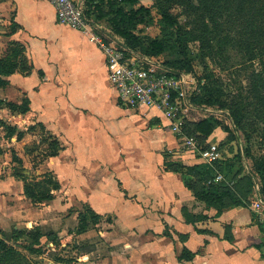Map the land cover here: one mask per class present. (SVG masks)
Here are the masks:
<instances>
[{"label": "crops", "instance_id": "obj_1", "mask_svg": "<svg viewBox=\"0 0 264 264\" xmlns=\"http://www.w3.org/2000/svg\"><path fill=\"white\" fill-rule=\"evenodd\" d=\"M6 2L14 4L13 16L21 26L10 38L25 46L33 70L5 77L8 84L0 87V98L20 102L27 97L30 109L11 117L18 116L22 126L43 122L60 141L58 154L49 155L36 171H51L61 184L86 181L75 190L78 198L103 219L111 214L113 220L106 223L107 230L99 229L117 246L111 255L100 257L91 251L77 259L87 258L89 264H264V224L248 206L219 213L183 186L181 175L144 174L136 171L141 165L134 163L135 158L130 163L124 160V147L138 158L145 154L140 150L156 144L153 137L142 139V125L149 124V131L160 123L153 109L137 111L119 99L109 84L105 56L89 33L59 22L49 0ZM7 15L5 10L3 19ZM38 70H43V77ZM150 154L145 160L148 171ZM20 197L26 204L19 209L20 201H12L14 213L22 210L24 218L30 217L37 210H30L26 195ZM50 204H41L40 223L44 214L56 209ZM58 227L61 237L65 229ZM184 248L192 252L191 259L179 258Z\"/></svg>", "mask_w": 264, "mask_h": 264}, {"label": "rangeland", "instance_id": "obj_2", "mask_svg": "<svg viewBox=\"0 0 264 264\" xmlns=\"http://www.w3.org/2000/svg\"><path fill=\"white\" fill-rule=\"evenodd\" d=\"M6 1L8 0H0V12L2 14L5 10L8 12L0 24V61L18 64L16 72L25 74L33 62L26 48H21L18 45L20 43L10 38L15 6L12 3L7 4ZM140 1L151 10V17L147 22L136 21L133 27L140 45L135 47L129 45L125 37L116 33L107 18L88 22L96 31L107 36L110 42L129 56H134L139 63L161 72L175 74L184 80L186 93L183 106L187 107L186 131L201 138L203 142L219 144L221 158L206 163L197 154L191 155L183 143V136L172 131L167 121L154 109L157 113V124H160L155 126L157 130L148 131L149 124L144 123L142 125L144 133L141 135L143 140L153 137L152 140L156 144L151 145L149 149L140 150L141 154L142 152L145 154H138V158L129 156V150L124 147L122 157L128 163L135 158L134 163L141 165L140 168H136L137 172L144 174L151 172L158 177L178 178L177 176L181 175L183 186L191 189L196 198L198 197L195 190L200 192L208 188L211 191H222L221 193L225 194L218 200H212V203L204 201L209 207L215 206L219 213L245 204L253 215L254 203L258 200L264 201V196L260 193L262 172L257 168L258 159L264 155V124L253 116L241 122H236L234 118L237 91L233 81L238 79L246 83L252 69L248 67L250 62L246 61V54L234 46L218 44L216 40L202 42L204 38L200 31L202 22L191 16L184 5L176 4L171 8L174 21L179 22L182 27L179 33H175L162 17L156 0ZM103 4L106 9V1H103ZM154 40L161 42L163 46L161 53H154L150 49ZM111 91L113 92L112 89ZM8 93L13 94L11 91L2 95ZM13 99L10 100L16 102ZM4 100H9V97L6 96ZM135 108L137 111L142 110L139 106ZM14 113L19 112L12 111L5 102L0 104V236H4L8 243L39 264L55 262L89 264L87 258L83 259L84 261L77 258L91 251L95 256L111 255L110 251L117 246L108 240L112 238L111 235L102 237L99 233V229L107 230V224L113 221L111 214H106L104 219L101 216L97 223L96 219L89 215L88 229L85 232L90 231L82 234L83 232L80 233L78 230L79 214L86 212V206L89 204L83 198L79 199L75 190L86 186V181L63 180L60 189L54 191L52 200L35 203L28 199L32 202L30 210H37L30 213V217L24 218L26 214L24 215L22 210L14 213L13 205L10 203L21 200L24 182L41 179L42 173L36 171L37 165L54 154L57 146H60V141L57 145L54 142L57 136L38 126L34 130L25 131L29 126L20 125L18 116L11 117ZM200 122H206L203 125L205 131H194L195 124ZM13 126L22 131V136L18 140L15 134L8 135ZM208 129L210 131H207ZM148 151L151 153L152 165L149 171L145 166ZM109 164L111 165V161ZM219 175L220 178H217ZM50 203L54 205L52 208L56 209H50L48 215L44 214L43 223H40L42 216L38 212L44 207L41 204L48 206ZM22 204L26 203L22 201L17 203L19 209L24 208ZM61 205L65 206L64 211L58 209ZM58 225L65 229L61 237L57 233ZM38 226L45 234L49 231L57 234L56 241L60 244H54L44 234L45 236L40 237L39 244L33 245L35 242L33 232ZM32 245L37 251L30 249ZM60 258L66 261H61Z\"/></svg>", "mask_w": 264, "mask_h": 264}, {"label": "trees", "instance_id": "obj_3", "mask_svg": "<svg viewBox=\"0 0 264 264\" xmlns=\"http://www.w3.org/2000/svg\"><path fill=\"white\" fill-rule=\"evenodd\" d=\"M103 1H106V9L104 4L102 5ZM156 4L161 10V15L165 22L171 25L175 33H179L182 27L179 22L174 21L171 8L176 4L184 5L191 16L202 22L200 26V31L204 37L202 42L216 40L218 44L234 46L240 52L246 54V61L250 62L248 67L252 69L246 83L238 79L233 81L237 91V109L234 113V118L236 122H241L253 116L264 124V0H156ZM84 16L91 22L107 18L106 20L112 24L116 33L125 37L128 44L135 47L140 45V43L133 32L134 24L136 21L147 22L151 17V10L150 7L144 5L140 0H84ZM196 25L199 26L200 24ZM20 27L13 16L10 36ZM14 42L19 43L16 40ZM18 45L21 48H25L21 43ZM150 49L154 53H161L163 46L160 41L154 40ZM18 68L19 66L16 63L0 61V87L8 84V80L5 77L15 73ZM32 70L33 64L31 63L25 74H30ZM38 74L43 77V70H38ZM4 102L15 112L26 113L30 109V100L27 97H24L21 102L0 98V104ZM205 123L195 124L194 131H205L203 127ZM37 126L42 130H46L43 122H36L29 125L25 131L34 130ZM207 131H210V129ZM14 134L19 139L22 136V131L13 126L8 135L13 136ZM199 140L205 145L201 138ZM58 141V138H54L56 145ZM60 146H57V150L52 155L58 154ZM258 161L257 168L262 172L260 193L264 196V155ZM60 186L59 179L51 171H47L41 174V179L39 180L25 181L23 194L35 203H42L52 200L55 195L54 191L59 190ZM221 192L211 191L208 188L200 192L195 190L198 199L207 203H212V200H218L221 195L225 194ZM89 215L96 219L95 223L101 218L99 213L92 209L90 205H87L86 212L79 214L78 230L80 233L88 229L87 216ZM46 233L38 226L36 231L33 232L35 238L33 245L39 244L40 237L45 235L54 244H60L59 241H56L58 240L57 234L55 235L52 231ZM33 245L30 249L37 251L33 248ZM179 258L191 259L192 252L184 248ZM59 260L66 261L63 258ZM0 264L39 263L29 258L14 245L8 243L4 236H0Z\"/></svg>", "mask_w": 264, "mask_h": 264}, {"label": "built area", "instance_id": "obj_4", "mask_svg": "<svg viewBox=\"0 0 264 264\" xmlns=\"http://www.w3.org/2000/svg\"><path fill=\"white\" fill-rule=\"evenodd\" d=\"M49 2L54 6L59 22L86 30L90 39L98 44L105 56L108 80L124 104L156 110L167 121L172 131L183 136L185 147L204 162L211 163L221 158L219 144L205 142L203 145L197 136L186 131L187 107L183 106L186 89L182 78L145 66L134 56H129L113 42L108 41L107 36L96 31L85 18L83 0ZM2 21L0 12V24ZM217 178H220V175ZM253 211L258 221L264 224V201H256Z\"/></svg>", "mask_w": 264, "mask_h": 264}]
</instances>
